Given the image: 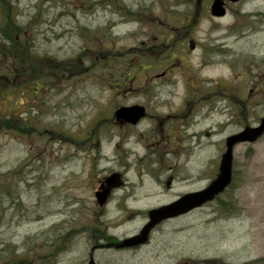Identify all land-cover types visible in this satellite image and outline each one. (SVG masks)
Masks as SVG:
<instances>
[{"label": "rangeland", "instance_id": "1", "mask_svg": "<svg viewBox=\"0 0 264 264\" xmlns=\"http://www.w3.org/2000/svg\"><path fill=\"white\" fill-rule=\"evenodd\" d=\"M210 3L12 0L18 22L32 21L33 52L69 68L31 96L28 113L59 136L0 133V264H87L93 245L96 264H264V134L235 146L232 185L218 199L161 223L146 245L114 249L97 232L136 235L149 210L204 189L225 138L264 116V0L227 3L220 18ZM89 59L94 71L72 76ZM50 63L29 67L56 73ZM131 104L146 118L113 123L114 108ZM111 174L119 184L99 207L94 192Z\"/></svg>", "mask_w": 264, "mask_h": 264}, {"label": "trees", "instance_id": "2", "mask_svg": "<svg viewBox=\"0 0 264 264\" xmlns=\"http://www.w3.org/2000/svg\"><path fill=\"white\" fill-rule=\"evenodd\" d=\"M31 24V20L26 27L18 22L17 6L12 4V0H0V105L1 101L5 100L4 102L7 103L6 108L8 109L5 113L0 108V133L3 131L14 132L26 139H32L36 136L41 137V135L45 133H48L50 136H59L57 131L40 130V123L36 119L31 118L28 113L31 111L29 109H34L36 106L31 96L35 97L40 90L48 88L49 86H59L62 80H67L68 74L66 73L67 76H63L61 70L67 72L68 66H66L65 62H57L52 60L53 58L49 56H40L33 52L32 47L34 38L32 37ZM86 52H84L85 55ZM17 57L20 58V61H15ZM51 60L52 62L50 63L49 61ZM95 60L89 59L88 62L82 61L80 64L81 70L78 69L77 73L72 74V76L88 75L90 71H94L96 67L95 64L97 63ZM15 62L18 64H15ZM89 62L91 63L87 65ZM48 63L57 66L54 67L58 69L56 73L48 72L46 69L43 71H39L38 69L33 70L29 67L39 66L41 68L42 65ZM58 72L59 74L57 75ZM38 87L39 89H37ZM21 92H23V94L25 93L27 96L23 100L14 99ZM8 97L10 98L7 99ZM231 98L235 99L234 96H231ZM20 105L25 106V111L21 112L26 114L25 116H21L22 114L17 112L18 109L20 110V107H22ZM60 137L63 138V135ZM91 137L92 135L88 140ZM73 142L76 143V145L85 143L84 141L78 140ZM87 142L88 141H86V143ZM0 194H3L1 188ZM4 195L11 197L9 192H4ZM219 197H216V199ZM13 200L18 201L16 199H12V201ZM97 232L101 234L100 236L103 237L105 241H113L112 238L106 237L101 231L97 230ZM3 251L13 254L16 250L14 246L11 247L8 245L7 249ZM23 257H25L24 254L20 255L18 259H22ZM38 257L37 255L31 256L29 259L22 260L21 264H30ZM1 259H5V262L9 263L7 257L4 258L1 256Z\"/></svg>", "mask_w": 264, "mask_h": 264}, {"label": "water", "instance_id": "3", "mask_svg": "<svg viewBox=\"0 0 264 264\" xmlns=\"http://www.w3.org/2000/svg\"><path fill=\"white\" fill-rule=\"evenodd\" d=\"M237 3L239 0H214L210 6V15L213 17H223L226 10L223 2ZM193 41L189 42V48L193 49ZM145 117V109L140 105L123 106L114 112V118L117 121L129 125H136ZM264 133V116L260 119L259 124L252 128H245L225 139V150L219 161L218 174L204 189L180 196L175 201L163 205L159 208L149 210L147 213V222L140 229L137 235L124 239L119 244H114L115 248H131L144 245L148 241L150 232L160 223L174 219L190 213L195 209L203 207L205 204L212 202L219 194L223 193L232 181V161L233 149L235 146L244 143H254ZM117 175H111L105 178L99 190L94 194L96 202L102 206L109 195V189L112 188L117 180ZM104 186L107 188L104 189ZM110 245H107L109 247ZM88 264H95L92 256Z\"/></svg>", "mask_w": 264, "mask_h": 264}, {"label": "flooded vegetation", "instance_id": "4", "mask_svg": "<svg viewBox=\"0 0 264 264\" xmlns=\"http://www.w3.org/2000/svg\"><path fill=\"white\" fill-rule=\"evenodd\" d=\"M213 1H214V0H210V2H211L210 5L213 3ZM163 76H164V74L161 75V77H163ZM234 100H237V101L239 102L240 99L237 98V97L235 96V99H234ZM131 105H132V104H131ZM118 107H119V106H116V107L114 108L113 112H114ZM145 114H146V116H147V110H146V108H145ZM146 116H145V118H146ZM160 121H161V120H160ZM111 122H113V121H111ZM140 122H142V120H141ZM140 122H139V123H140ZM113 123H116L117 125H120L121 127L124 126L123 124H121L120 122L116 121L115 119H114V122H113ZM126 126L130 128L129 125H126V124H125V127H126ZM101 182H102V181L98 182L96 190L99 188ZM116 184H118V183H116ZM113 190H114L113 188L109 189V200H110V198H111V196H112V194H113ZM93 247H95V246L93 245V246L90 248V251H91V249H92ZM90 251H89V255H90ZM93 252H94V251H93Z\"/></svg>", "mask_w": 264, "mask_h": 264}]
</instances>
